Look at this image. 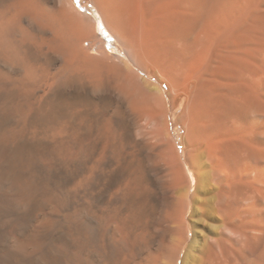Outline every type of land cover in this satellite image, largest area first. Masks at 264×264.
I'll return each instance as SVG.
<instances>
[{"label":"bare ground","instance_id":"bare-ground-1","mask_svg":"<svg viewBox=\"0 0 264 264\" xmlns=\"http://www.w3.org/2000/svg\"><path fill=\"white\" fill-rule=\"evenodd\" d=\"M91 3L121 55L73 0H0V264H53L59 233L32 235L56 214L34 198L28 156L43 118L64 164L101 142L78 188L155 209L128 237L114 227L119 264L133 249L132 264H264V0Z\"/></svg>","mask_w":264,"mask_h":264},{"label":"rangeland","instance_id":"rangeland-1","mask_svg":"<svg viewBox=\"0 0 264 264\" xmlns=\"http://www.w3.org/2000/svg\"><path fill=\"white\" fill-rule=\"evenodd\" d=\"M73 1L75 2L74 4L80 12H82L83 14H87L88 16H90L91 18L95 20L96 33L104 41V46L111 53L121 55L122 54L121 48L116 43L115 39L108 33L106 28L103 26L101 20L98 17V14L95 8L93 7L91 3V0H73ZM97 126H99V124H96L90 130L83 129L84 127H82L78 137L76 138L86 139V140L89 139L90 138L89 135L93 134L94 129ZM31 127L37 132L35 141L33 143L34 147L31 150V152H29L28 154L29 159H31L30 163L33 166L32 172L34 171L32 174V178L36 181H34L33 179L32 180L34 184L36 185L37 183V186H38V187L36 186L34 198L35 200L37 199V202H39L40 204L44 203V205H48V206L52 204V206L54 207V213L56 212V214H58L57 216L56 214L53 213L54 214L53 217H46L47 221L49 220V222L46 221L47 225L45 223L43 226H41L40 229L39 227L35 228L32 233L33 237H36L40 235L41 232H46L47 230L51 235H54V234L56 235L59 233L58 234L59 237L56 235L57 237L55 236L54 238L55 240L53 239L54 245H51L52 247L55 246L53 249L51 248L53 252V253L51 252L52 254L51 260L53 264H57V262L58 264H60V262L61 264H119L118 259L116 257H113V255H110V252L111 254L114 253L115 248L119 247L118 245L114 243L112 239L114 227L118 229L122 227L121 229L125 231V234L127 236L126 231H128L130 226L133 225V223L136 221L135 219L136 217H153L155 213V209L151 205H148L147 203H146V206H144L142 204V199L139 198L138 196L132 197V195H130L131 196L130 197L129 195L125 194L126 196L124 195V197L122 195H119L118 196L119 199L117 197H112L110 192L106 193L105 191L101 190L103 187H102V184H100V182L98 181L95 182V185L93 184L95 187H97V189L93 187V185L91 186V184L88 185V187L83 186V188L82 187L78 188L79 187L78 182L80 181V177L86 172L85 169L87 170L86 167H88L90 164V163H87V159L88 157L90 158L92 156L91 154L94 153L92 150H96L100 146V143H101L100 141L98 142L95 141L96 143L90 142V144L89 142H87L89 144V145L87 144L88 145L87 147L91 148L89 150H91L92 153L90 151V156L88 155V157L85 159L84 162H83L84 159L83 160L76 159L70 162L68 161V163L66 162V164H64L61 162L59 158L58 159L54 158L51 155L50 147L47 143V138H46V132L48 130L47 120L43 118L40 121H33ZM125 136L126 135L123 133L122 139ZM76 138L72 141L71 145L75 143ZM117 138L118 139L116 141L118 142L116 141L115 142L118 143V145H116V143L114 142V144L116 145L115 146L116 150L115 148L113 149H114V152L116 151L115 155L117 157H119V155L121 154L120 155L121 160L119 158V161H120L119 168L117 169L115 175L118 176V174L120 173L119 174L120 177H125L126 173H128L127 172L128 171L127 170V156L124 155L128 151L127 139L125 137L124 140H121V135ZM119 141L120 143H122L120 145H124V146L119 147L120 146ZM124 141L126 142L124 143ZM97 143L99 146L97 145ZM95 144H96V147H95ZM114 144H113V147H114ZM123 147L124 149H122ZM124 150H126V152ZM75 161H78V162H75ZM89 161L90 159L88 160V162ZM79 162H82V163L79 164ZM41 163L44 166H42ZM81 164L83 165L84 169L82 168ZM84 164L86 165L85 167H84ZM34 165L36 166L35 170H34ZM50 167L55 170V173H57V175L55 176V180H52L48 176L49 171L47 170ZM36 170L38 172H36ZM83 170L85 171L84 173H83ZM34 177H36V179ZM65 178L70 179L72 182H70V184L65 183L64 185L63 180ZM50 180H52L53 182ZM38 182L40 183L41 186L38 185ZM96 183H98V185L101 186L102 188L99 187ZM39 187L40 188L42 187L41 192H40ZM37 188H39L38 192H37ZM86 188L88 192L87 190H85ZM80 189H82L81 190L82 192L80 191ZM93 192L95 193V195L93 194ZM96 192L97 193L99 192V193L96 194ZM103 193L105 196H103ZM111 197L113 200L111 199ZM132 198L134 201H132ZM84 211L85 213H83ZM79 212L83 215H86V213H88L89 215L87 214L88 216L86 215L87 217H85V219L87 218L86 220L88 221L84 222L83 220L81 221L80 219H78V216H76L75 214L77 213L79 215ZM77 220H80V221H77ZM90 221H93V223H91ZM78 222L80 223L83 222L84 225L83 223H81L82 225H80V223ZM88 223H90V225H88ZM44 227L46 229H44ZM95 234L97 235L95 236ZM108 240H110V244H112L114 248L108 243ZM107 246L108 247L111 246V247L107 248ZM137 251H138L137 249L135 251L133 249L132 252L130 253L128 252L124 253L122 256L123 263L132 264L131 256L136 254ZM76 253L83 254L85 256L86 260L84 263L78 262L75 259ZM106 256H107V259H106ZM101 257H102V260H101ZM58 258L60 260H58Z\"/></svg>","mask_w":264,"mask_h":264},{"label":"trees","instance_id":"trees-1","mask_svg":"<svg viewBox=\"0 0 264 264\" xmlns=\"http://www.w3.org/2000/svg\"><path fill=\"white\" fill-rule=\"evenodd\" d=\"M75 3V2H74Z\"/></svg>","mask_w":264,"mask_h":264}]
</instances>
